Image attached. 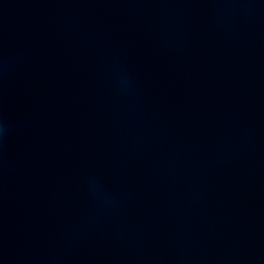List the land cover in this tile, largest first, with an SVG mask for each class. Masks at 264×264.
Wrapping results in <instances>:
<instances>
[{"label": "water", "instance_id": "95a60500", "mask_svg": "<svg viewBox=\"0 0 264 264\" xmlns=\"http://www.w3.org/2000/svg\"><path fill=\"white\" fill-rule=\"evenodd\" d=\"M0 264H264V0H0Z\"/></svg>", "mask_w": 264, "mask_h": 264}]
</instances>
